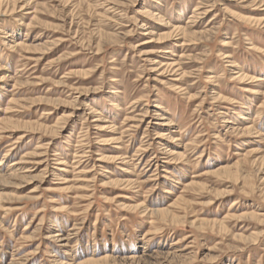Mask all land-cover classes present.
<instances>
[{"label":"rangeland","instance_id":"374dc122","mask_svg":"<svg viewBox=\"0 0 264 264\" xmlns=\"http://www.w3.org/2000/svg\"><path fill=\"white\" fill-rule=\"evenodd\" d=\"M0 264H264V0H0Z\"/></svg>","mask_w":264,"mask_h":264},{"label":"bare ground","instance_id":"6f19581e","mask_svg":"<svg viewBox=\"0 0 264 264\" xmlns=\"http://www.w3.org/2000/svg\"><path fill=\"white\" fill-rule=\"evenodd\" d=\"M9 2V1H8ZM201 10H199V7L197 6L195 9H194V16L191 18V19H197V18H201L199 15H201V14H203V13H200L199 14V12H200ZM208 11H210V10H208ZM206 12V11H205ZM241 19H243L244 20V18H242V17H240ZM251 20V22L253 21V22H255V23H260L261 21H262V19H254V18H252V17H249ZM248 18L246 17V19L245 20H247ZM190 22V21H189ZM149 24V23H148ZM261 24V23H260ZM146 31H147V29H145ZM174 30H176V32L178 31L180 34H178V35H181V34H183V37L185 36V34L187 33V31L189 30V29H186V32H185V29H183V28H181V27H175V29ZM149 33H145V35H148ZM177 35V36H178ZM176 36V37H177ZM178 39V38H177ZM238 78L241 80V82L243 83V82H246V81H248V77L247 76H242V74H240L239 76H238ZM252 80H254L255 81V79L254 78H252ZM257 82H259V81H255V83H257ZM252 95H257L258 94V92L256 91V90H254V89H251L250 91H249ZM120 93V91L119 90H117L116 92H114V94H119ZM112 106H116V104L115 103H112ZM117 107V106H116ZM119 108V107H118ZM10 154V153H9ZM115 160H118V158H114ZM168 192V191H167ZM165 212H167V211H163V212H160V214L162 215H164L165 214ZM220 225V224H219ZM220 229H222V228H220ZM59 236H61V235H56V237H59ZM62 241V240H61Z\"/></svg>","mask_w":264,"mask_h":264}]
</instances>
